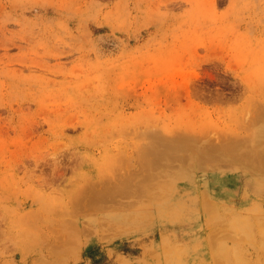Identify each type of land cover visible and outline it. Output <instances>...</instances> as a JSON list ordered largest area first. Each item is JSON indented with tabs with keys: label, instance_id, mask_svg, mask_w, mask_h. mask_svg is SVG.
I'll return each instance as SVG.
<instances>
[{
	"label": "rangeland",
	"instance_id": "obj_1",
	"mask_svg": "<svg viewBox=\"0 0 264 264\" xmlns=\"http://www.w3.org/2000/svg\"><path fill=\"white\" fill-rule=\"evenodd\" d=\"M0 264H264V0H0Z\"/></svg>",
	"mask_w": 264,
	"mask_h": 264
}]
</instances>
